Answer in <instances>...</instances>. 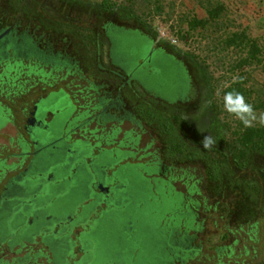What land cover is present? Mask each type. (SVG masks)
Wrapping results in <instances>:
<instances>
[{"label": "rangeland", "instance_id": "374dc122", "mask_svg": "<svg viewBox=\"0 0 264 264\" xmlns=\"http://www.w3.org/2000/svg\"><path fill=\"white\" fill-rule=\"evenodd\" d=\"M234 1L241 4L238 0H233L232 5L224 3L225 20L205 32L188 28L191 18L207 16L197 0H110L132 9L158 34H164L171 44L176 41L180 50L195 56L208 69L221 115L232 134L240 129L241 120L226 110L223 90L244 74L247 88L253 91L252 101L264 100L261 67L250 65L242 71L233 70L244 53L221 45L223 34L239 24L243 26L246 17L242 7ZM246 22L251 23L247 26L249 34L258 40L264 60V36L258 33L260 27L254 26L251 20ZM41 56L35 52L24 58L11 50L6 58L0 59L3 66L0 68V204L20 198L32 201L38 196L39 201L33 204L40 208L56 200H66L72 207L54 214L56 219L48 222L33 218L31 225V212L23 218L16 213L2 218V214L0 264H114L116 257L109 247L115 240L113 222L121 223L123 228L127 213L136 210L135 204H139L150 189L155 208L149 207L146 211L153 213L158 229L167 227V223L170 225L168 238L156 245L163 256L170 242L185 250L199 249L200 264L215 263L216 247H231L235 255H245L244 249H247L250 252L247 264L264 262V193L258 192V184L246 185L244 191L236 184L228 185L219 180L208 184L203 167L178 163V148L172 152L168 149L178 141L165 138L158 126L146 124L137 116L122 118L114 109L108 110L113 117L100 115L113 97L107 101L100 99L105 92L96 89L89 71H84L78 59L52 66ZM36 101H40L36 115L40 125L33 131L39 139H31L37 143L32 145L24 127L26 111ZM249 119L251 125L262 123L264 110L255 111ZM79 124L83 126L76 129ZM69 136L83 140H77L70 152L50 162L55 172L50 168L27 169L32 160L28 153ZM109 151L113 152L110 159L101 158V153ZM117 168L120 170L113 172ZM105 175L110 178L102 181ZM143 176L151 179L150 189L145 186ZM162 180L171 185L164 188V196L159 195L163 190ZM95 182H101L105 189L110 188L108 198ZM29 184L31 190L25 196L11 193L13 185ZM188 201H192L188 206L193 216L186 209ZM88 203L82 210V205ZM115 214L119 217L116 221ZM160 215L168 219L160 220ZM57 222L62 228L55 227ZM56 230V238L68 233L70 243L64 257L54 259L52 248L42 237L44 233L54 235ZM224 235L228 238L224 239ZM253 235L256 242L250 241ZM15 238L19 240L15 242ZM223 260L229 264L235 262L233 258Z\"/></svg>", "mask_w": 264, "mask_h": 264}, {"label": "flooded vegetation", "instance_id": "af4514ba", "mask_svg": "<svg viewBox=\"0 0 264 264\" xmlns=\"http://www.w3.org/2000/svg\"><path fill=\"white\" fill-rule=\"evenodd\" d=\"M3 33L6 34L0 39V59L6 58L11 50L24 58L29 53L39 52L52 66L63 61L73 63L78 59L84 71H89L96 89L105 92L100 99L107 101L113 97L100 115L113 117L108 110L114 109L121 113L122 118L137 116L146 124L149 122L151 126H158L165 138L178 141L176 146L168 147L171 152L178 148V163L203 167L208 184L219 180L228 185L236 184L244 191L246 185L255 183L258 184V192L264 193V153L247 150L242 163L236 162L230 150L234 135L221 115L208 69L195 56L180 50L175 43L171 44L158 34L132 9L104 1L0 0V35ZM57 47L60 50H56ZM114 92L116 95H113ZM39 103L34 102L32 108L26 111L24 129L30 142L35 136L33 128L40 125L38 121L33 127L28 125L30 111L33 108L38 111ZM90 118L85 121L86 124ZM82 126L80 124L76 129ZM70 136L28 153L32 155V160L27 169L50 168L55 172L50 162L58 155L70 152L77 140H83ZM206 137L212 139L209 148H204ZM31 144L37 145L35 141ZM112 155L113 152L109 151L100 156L108 160ZM117 170L120 168L113 172ZM208 171L212 172V177ZM107 178L110 177L105 175L102 181ZM31 186L13 185L11 193L25 196ZM104 192L107 198L111 194L110 188ZM152 199L144 196L135 208H155ZM37 201L38 196L27 202L23 198L4 200L0 204V216L3 214L4 218L16 213L23 218L31 212V225L33 218L48 222L56 219L54 214L72 207L66 200H56L50 206L40 208L34 205ZM89 204L82 205V210ZM114 217L115 221L119 219L116 214ZM55 227L62 228V225L57 222ZM57 230L54 235L44 233L42 237L52 248L54 259L63 258L70 243L67 242L68 233L56 238ZM132 253L133 249H130ZM116 256L119 257L120 252ZM114 264L127 262L120 258Z\"/></svg>", "mask_w": 264, "mask_h": 264}, {"label": "trees", "instance_id": "16d2710c", "mask_svg": "<svg viewBox=\"0 0 264 264\" xmlns=\"http://www.w3.org/2000/svg\"><path fill=\"white\" fill-rule=\"evenodd\" d=\"M197 1L201 7L204 8L207 16L205 18H191L188 22L189 30H203L208 32V30L213 25H217L218 22L225 20L227 8L223 2L220 0ZM104 2L110 3V0H104ZM223 25L224 23L221 26L223 27ZM220 41L221 45L225 49L235 48L244 53L243 57H241L233 67V70L242 71L247 66L257 65L261 67L262 71L264 72L262 48L259 45L258 40L253 39L250 36L247 28L239 24L238 26L234 27L233 30L226 31L221 37ZM244 77V74L239 76L236 82L232 83L229 87L223 90L222 95L225 98L226 94L228 93H232L234 97L236 94H241L244 97L245 102L252 106V114L248 117L250 118L255 113V111L264 110V100H258L257 102L252 101L253 91L247 88V81ZM229 114L233 117L239 118L234 113L229 112ZM233 135L234 141L233 144H230V150L236 162L242 163V160L246 157L247 150L254 149L264 153V121L257 125L250 124V126H245L241 120L240 129L234 132ZM208 175H211L212 177V172L208 171ZM143 180L145 183H147L145 186L150 189L151 179L145 176ZM162 185L163 190L159 192V195L161 194L164 196V188H169L171 185L170 182L166 180H162ZM145 196L147 199L154 198V194L149 193V191L145 193ZM176 198L177 195L175 196V199ZM190 203L192 204V201H188L186 204V209L188 213L192 214L191 216H193L194 214L192 213L191 208L188 206ZM126 217L127 222L124 223L123 228H121V223L113 222L115 240L112 243L109 242V244L111 243L109 247L111 250H113L112 252L116 257V260L122 258L126 260L127 264H177L178 262L180 264H200L199 262L201 257H199V255L201 254V251L199 249L196 250L190 248L185 250L171 244L170 242H167V252L165 253V256H163L161 252L157 251V243L159 241L163 242L164 238H168L167 232L170 230V225L167 223V227L158 229L156 226L157 223L155 222L153 213L151 211L147 212L143 209H136L134 212L127 213ZM158 218L160 220L168 219L162 215H160ZM153 236H155V238ZM223 238H228V235H224ZM249 238L250 241L256 242L254 235ZM160 245H162V243ZM130 249H133L132 254H130ZM215 250L216 256L214 259L216 261L214 264H229L223 260L226 257L230 260L232 258L235 259L234 264H247L246 258L250 253L247 249H244L245 255H235L231 247H216ZM253 251V254L256 255V250ZM117 252H120L121 257L116 256ZM208 259L212 260L213 257L212 259ZM259 264H264V262Z\"/></svg>", "mask_w": 264, "mask_h": 264}, {"label": "crops", "instance_id": "0c3cea01", "mask_svg": "<svg viewBox=\"0 0 264 264\" xmlns=\"http://www.w3.org/2000/svg\"><path fill=\"white\" fill-rule=\"evenodd\" d=\"M220 1L226 3V5L230 3L232 5L233 3V0H220ZM238 1L241 2V4H238L235 1L234 2L239 5L238 7L240 6L242 7V13L246 16L243 19V27L248 28L247 26H250L251 23L246 22V20H251L254 26L260 27V29L258 30L260 36H264V0H238ZM253 19H255V22H253Z\"/></svg>", "mask_w": 264, "mask_h": 264}, {"label": "clouds", "instance_id": "9594fccd", "mask_svg": "<svg viewBox=\"0 0 264 264\" xmlns=\"http://www.w3.org/2000/svg\"><path fill=\"white\" fill-rule=\"evenodd\" d=\"M225 107L230 113L237 115L245 126H250L251 121L248 118L252 114V106L247 104L241 94H236L235 97L232 93L225 96ZM212 144L211 137H206L204 140V148H209Z\"/></svg>", "mask_w": 264, "mask_h": 264}, {"label": "water", "instance_id": "95a60500", "mask_svg": "<svg viewBox=\"0 0 264 264\" xmlns=\"http://www.w3.org/2000/svg\"><path fill=\"white\" fill-rule=\"evenodd\" d=\"M7 33V32H6ZM6 33H3L0 35V39L3 38V36L6 34ZM36 113H37V109L36 108H33L31 111H30V118L28 120V125L33 127L34 126V122L37 121V117H36ZM80 125V124H79ZM35 139H39L38 136H34ZM98 189L101 191V192H104L106 189L104 188L103 184L102 183H99L98 184Z\"/></svg>", "mask_w": 264, "mask_h": 264}, {"label": "built area", "instance_id": "2783aa9c", "mask_svg": "<svg viewBox=\"0 0 264 264\" xmlns=\"http://www.w3.org/2000/svg\"><path fill=\"white\" fill-rule=\"evenodd\" d=\"M162 36H163L164 38H166L164 34H162ZM173 43H176V41H173Z\"/></svg>", "mask_w": 264, "mask_h": 264}]
</instances>
